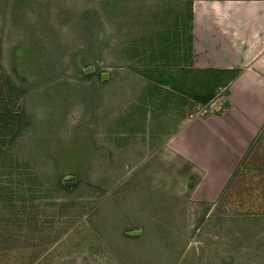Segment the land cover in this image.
Wrapping results in <instances>:
<instances>
[{
	"label": "rangeland",
	"instance_id": "obj_1",
	"mask_svg": "<svg viewBox=\"0 0 264 264\" xmlns=\"http://www.w3.org/2000/svg\"><path fill=\"white\" fill-rule=\"evenodd\" d=\"M190 1L0 0V96L27 113L0 134V264H264V130L215 202L165 149L204 89Z\"/></svg>",
	"mask_w": 264,
	"mask_h": 264
},
{
	"label": "crops",
	"instance_id": "obj_2",
	"mask_svg": "<svg viewBox=\"0 0 264 264\" xmlns=\"http://www.w3.org/2000/svg\"><path fill=\"white\" fill-rule=\"evenodd\" d=\"M191 7L193 67L239 71L220 114L186 120L164 143L200 173L189 199L208 203L264 127V0H192Z\"/></svg>",
	"mask_w": 264,
	"mask_h": 264
},
{
	"label": "trees",
	"instance_id": "obj_3",
	"mask_svg": "<svg viewBox=\"0 0 264 264\" xmlns=\"http://www.w3.org/2000/svg\"><path fill=\"white\" fill-rule=\"evenodd\" d=\"M190 3L192 4V1H190ZM191 4H190L189 10H188V15H187V19H188V41H187V48H186V61H187L186 65L187 66L185 67V70H187V72L191 73V77H192V81H193L192 83H199V84L204 86V89L201 92H195L193 90V87L195 86V84H194L192 86L193 91H191V90L189 91V96H191V98L193 99L195 104L207 106L215 97L216 87L217 88H220V87L227 88V85L229 84V82L233 78L236 77V75L238 74L239 71L238 70L196 69L193 67V64H192V7H191ZM159 46H161V45H159ZM157 50H158L159 56L162 55V58L164 60L166 58V56H165L166 50L162 47L160 49H157ZM166 61H168V59ZM149 78L154 81V79L152 77L149 76ZM155 81L159 82L157 79H155ZM25 93H26V90L24 88H22L20 91V94H25ZM225 94L228 95V91H226ZM9 100L10 99L4 95L0 96V104H1L0 105V129H1L0 134L7 133L8 138H9L8 142L10 145H13L14 142L21 136V134L24 130V127H25L24 123L27 119V113L25 110L12 112L10 107H9V104H10ZM226 106H227V103L224 102L223 107L226 108ZM220 113L221 112L219 111L216 114H220ZM263 130H264V127H262L261 131H263ZM260 132L258 133V135L260 134ZM2 141L5 142V140L3 138H2ZM253 143H254V141L251 143L250 147L246 151V154L248 153V151L252 147ZM2 145H4V144H1L0 146H2ZM246 154L244 155V157L242 158L241 161H243ZM236 169L234 170L232 175L235 174ZM199 180H200V176L196 179L195 182L190 183V193L195 188V186L199 182ZM60 186L62 189H65V190L70 189L69 187H66L61 181H60Z\"/></svg>",
	"mask_w": 264,
	"mask_h": 264
},
{
	"label": "built area",
	"instance_id": "obj_4",
	"mask_svg": "<svg viewBox=\"0 0 264 264\" xmlns=\"http://www.w3.org/2000/svg\"><path fill=\"white\" fill-rule=\"evenodd\" d=\"M225 102V97H222L220 99H218L217 101H213L212 103H210V111H219V110H223L224 107H223V103ZM204 107V108H203ZM207 112V109L205 106H200V105H197V110L195 112H191L190 113V118L193 119L195 117H199V116H202L203 114H205Z\"/></svg>",
	"mask_w": 264,
	"mask_h": 264
},
{
	"label": "water",
	"instance_id": "obj_5",
	"mask_svg": "<svg viewBox=\"0 0 264 264\" xmlns=\"http://www.w3.org/2000/svg\"><path fill=\"white\" fill-rule=\"evenodd\" d=\"M84 72L86 73L87 69ZM108 77H109V73H107V72L101 73V80L104 81V80L108 79ZM64 185H66V183H64ZM126 234L129 235V236H136V235L141 234V230L140 229H138V230H130V231H127Z\"/></svg>",
	"mask_w": 264,
	"mask_h": 264
},
{
	"label": "flooded vegetation",
	"instance_id": "obj_6",
	"mask_svg": "<svg viewBox=\"0 0 264 264\" xmlns=\"http://www.w3.org/2000/svg\"><path fill=\"white\" fill-rule=\"evenodd\" d=\"M84 72V71H83ZM101 76V75H100ZM63 183V182H62Z\"/></svg>",
	"mask_w": 264,
	"mask_h": 264
}]
</instances>
